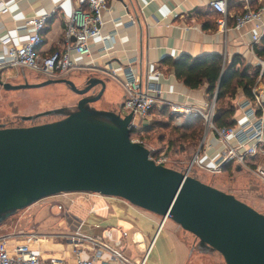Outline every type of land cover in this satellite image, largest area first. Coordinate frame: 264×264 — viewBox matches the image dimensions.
<instances>
[{"label":"water","instance_id":"water-1","mask_svg":"<svg viewBox=\"0 0 264 264\" xmlns=\"http://www.w3.org/2000/svg\"><path fill=\"white\" fill-rule=\"evenodd\" d=\"M50 83L67 84L81 98L66 110L21 116L62 115L58 120L0 125V222L48 196L96 192L167 216L207 251H218L226 264H264V214L231 193L150 158L145 145L130 140L131 113L91 105L103 94L102 79L89 77L80 88L66 78L32 84L0 79L5 89ZM96 86L100 89L90 92ZM20 193L26 200L11 203Z\"/></svg>","mask_w":264,"mask_h":264},{"label":"crops","instance_id":"crops-1","mask_svg":"<svg viewBox=\"0 0 264 264\" xmlns=\"http://www.w3.org/2000/svg\"><path fill=\"white\" fill-rule=\"evenodd\" d=\"M211 1L108 0L110 12L105 13V24L101 29V38L109 46L108 54L101 55L102 51L100 49L103 43L100 38L91 39L90 44L93 47L90 56L79 58V61L83 62L87 69L79 71L88 73L89 77L102 79L105 82V91L107 84L110 82L105 80V78L116 83L118 81L106 76L103 71H99L96 68H102L105 64L109 63L117 70L118 76L121 78L123 76L122 69L124 65L130 59L135 58V69L140 75L142 82H157L162 87L163 94L161 101L156 107L161 108L162 106H167L170 113V105L174 103L187 104L194 102V104L199 106L201 103L207 102L208 99L205 93L206 85L197 88L185 86L167 69L166 65L160 64V60L166 56L176 58L182 53L192 56L203 53H217L222 55L224 60L229 61L232 55L239 54L246 62L253 65L260 63L264 68V61L255 55L253 51L254 47L249 40V35L253 30V23L249 22L243 28L237 30L232 27L233 21L229 20L230 27L226 31L218 30L215 23L217 13L213 10ZM263 1L248 0L246 2L245 0H226L230 13L241 12L240 9L246 3L251 7H257ZM0 2H4L8 6L6 12L0 13V39L9 38L10 44H20L26 38L27 34L32 31L31 27L25 26V16L47 12L49 18L41 31L43 41L38 51L45 54L62 48L64 22L70 16L76 0H0ZM229 3L231 4L230 6ZM129 16L133 17L134 24L127 22V17ZM3 53L4 45L0 43V56ZM4 73L6 74L7 71L2 72V74ZM258 83L255 88L264 99V83L260 81ZM99 89L100 86H96L95 90L98 91ZM245 98L247 96L239 89L236 95L230 99L231 104L234 106L232 120L235 125L242 124L245 120L242 110L238 107V104ZM96 107L98 109L111 110V107H103L101 105ZM257 113L264 118V104L258 109ZM183 116H180L181 121L184 118ZM148 119L149 116L146 121H142V124L148 123ZM203 137H205L206 142V146H203L206 148V156L203 155L202 158L206 165H210L218 157L222 144L215 134L206 131L205 126L203 135L195 146L194 154L200 147ZM262 146L264 147V143ZM247 163L248 168L241 167L235 163H228L221 172L216 174L229 175L231 181L235 176L244 177L243 175L247 174L250 177L252 176L253 178L250 180L252 183L249 182L248 190L253 194H257L259 196L257 197L258 199L264 200V190L259 187H264V185L258 180L254 172L249 169V167L254 168L257 165L263 166L264 154L258 153L256 156L249 158ZM226 192L235 196L233 191ZM46 198L38 200L29 205V207H36L38 203H43ZM237 198L239 199V197ZM104 205L108 208L105 202ZM97 206H102V204H97ZM46 210L48 213H52L48 209ZM88 217L94 219L92 223H87ZM36 219L38 221L33 220L34 225L31 231L35 229L40 231V228L43 227V224H40V219L37 217ZM72 219L79 223V231L83 234L100 235L104 229L114 230V234L117 236L120 234L119 231L127 232V237L124 239L126 249L132 245L134 251L138 253L137 256H130V252L125 249L126 255L131 260H136L141 257L140 255H142V252L147 247L149 240L156 232L160 222V220L158 221L155 217L149 216L142 208L135 205L128 208L126 212L118 213L107 210L93 212L90 206L86 207V210L82 214H75L69 209L68 221ZM145 219L149 224L144 222ZM168 219L165 220L162 228L157 233L152 250L145 264H186L190 255V249L182 239L183 230L177 223L172 222L169 225V232H163V227ZM121 221L131 223L132 230L129 231L123 228L120 225ZM56 222L57 226L62 225H59L60 221L58 217H56ZM152 223H157L156 228L155 225L151 228ZM137 235H139V239L135 238ZM134 238L138 240V244L133 243L132 240ZM49 240L52 239L49 238L46 242ZM67 244L71 248L68 241ZM79 246L84 249L83 252L87 255L91 254L92 250L89 243L84 242L79 244ZM41 248L45 249L41 250V255L44 258L50 255H60L62 252L60 250L61 247L52 248L50 244L42 245ZM59 250L60 253H52L53 251ZM63 254L68 255L66 259L68 258L71 262L73 261L74 255L71 251H64ZM60 257L63 258V256Z\"/></svg>","mask_w":264,"mask_h":264},{"label":"built area","instance_id":"built-area-1","mask_svg":"<svg viewBox=\"0 0 264 264\" xmlns=\"http://www.w3.org/2000/svg\"><path fill=\"white\" fill-rule=\"evenodd\" d=\"M248 2V0H245ZM211 6L217 13L215 23L218 30L226 31L230 27L229 20H232V27L240 30L245 24L252 22L253 30L249 35L251 45H259L262 36H264V1L257 7H251L247 3L243 10L238 13L228 11L226 0H212ZM8 10L4 2H0V13ZM110 12L108 0H76L70 16L64 22L62 48L50 53L42 54L38 51L42 44V29L49 18L47 12L34 13L25 16V26L31 27L26 38L20 44H10L9 38L0 39L4 45V53L0 56V72L9 71L14 67H26L48 79L66 78L68 74L75 70L87 69L79 58L90 56L92 45L90 40L100 38L102 41L101 55H107L109 46L102 37L101 29L105 24V13ZM127 22L134 24L133 17H127ZM135 58L130 59L122 69V77L118 76L117 70L109 63L102 68H96L103 71L106 76L118 81L123 89V101L119 107L120 115L132 114L129 123L130 130L140 127L142 121H146L151 111L161 101L163 94L162 87L157 82H142L140 75L135 69ZM264 99L260 93L254 89L252 97L245 98L238 104L244 115V122L233 126H216L215 116V98L201 103L199 106L190 102L187 104H171L170 113L179 124L180 116L197 115L205 123L206 131L215 134L222 144L218 157L210 165H206L201 156H206L205 137L202 138L200 147L193 155L188 169L184 172L189 174L193 166H197L210 173L221 172L224 163H235L241 167L248 168V160L258 153L264 154L263 130L264 118L257 113L263 106ZM139 120V122L136 121ZM133 142L144 145L139 135L130 137ZM149 157L156 163L165 166L168 157L164 152L155 155L149 150ZM264 185V165H257L250 168ZM52 196H48L50 198ZM46 198V197H45ZM49 212L52 210L59 213L60 222L69 231L43 232L35 229L25 232L23 229L0 235V264H145L152 250L157 233L162 228L167 216H161L156 232L149 240L147 247L142 252L141 257L131 260L125 253L126 245L124 239L127 232L119 231V236L114 234V230L104 229L100 235L83 234L79 231V223L74 219H69V208L56 200H49L47 203ZM91 211L96 210L91 207ZM104 210H108L107 206ZM58 215V214H57ZM59 227V226H58ZM116 230V229H115ZM119 230V229H118ZM50 236V237H49ZM61 237L71 245L73 261L71 262L64 255L63 258L57 255L42 257L41 248L49 238ZM133 243L139 242L132 240ZM87 242L91 246V254L83 257L84 249L79 244Z\"/></svg>","mask_w":264,"mask_h":264},{"label":"rangeland","instance_id":"rangeland-1","mask_svg":"<svg viewBox=\"0 0 264 264\" xmlns=\"http://www.w3.org/2000/svg\"><path fill=\"white\" fill-rule=\"evenodd\" d=\"M88 75L89 74L85 73L84 71L75 70L70 72L66 79L72 81L76 87L80 88L84 86L86 79L89 78ZM0 79L11 84H21L24 82L32 84L42 82L48 78L26 67H14L6 74H1L0 72ZM105 80L108 82L110 81L106 86V90L104 91L101 98L91 105L96 109H98L96 106L100 105L103 107H111L110 111L119 112V107L122 104L121 101H123V89L118 83L106 78ZM95 88L90 92L96 93L97 91ZM80 98L81 96L76 94L67 84L64 83H50L43 86L20 89H5L0 85V125L8 127L30 126L58 120L62 117V115L49 114L38 116L30 120H23L21 116L36 115L48 110H66L75 106ZM158 108L159 107H156L149 115L148 123L151 124L152 129L146 132L144 131V135H141V138L144 142V145L155 155H158V152L160 151L165 153V155L168 157L166 162L168 167L185 172L191 163V157L194 154L196 148L194 147L195 144H188L189 142L186 141L182 145L178 142L172 143L169 141L172 134H174L172 127L166 128L162 124V126L153 125L154 122H157L162 118L158 112ZM202 121L205 128L204 120L202 119ZM180 122L181 123L179 124L175 123V119L173 118V124H171V126H179L182 124L181 119ZM141 126L142 124H140V127ZM181 146H183V148ZM202 157L203 155L200 158L201 160H203ZM189 175L195 176L199 180L225 192L233 191L235 196L239 197L240 200L264 214V200L258 199L257 197L259 196L257 194H253L248 190L249 184L252 183V181H250L251 178H253L252 176L250 177L248 174V176L243 175L244 177L235 176L231 181V177L229 175L226 176L225 174H213L204 171L197 166L190 168ZM259 187L260 189L263 188L264 190V187ZM49 200L58 201L67 208L71 209L75 214H82L83 211L86 210V207L89 206L90 208L94 206L96 207L97 204H102L104 206V202L108 205L107 211H112L115 213L126 212L127 209L131 208L132 206L131 203L120 197L105 196L96 192H63L54 195V197L44 199L43 203H38L36 207H24L6 217L0 222V235L8 234L17 231L18 229H23L25 232L31 231L33 230V222L38 221L36 217L40 219V224H43V227L40 228V231H69V229L63 225L59 227L57 226L56 217L60 215L59 213H56L57 211L52 210V213L47 212L46 209ZM142 210H144L149 216L155 217L158 219V221L160 220L161 215L155 214L146 209ZM102 211L106 210H99V212ZM92 220L94 219L88 217L87 223H92ZM144 222L149 224L146 219ZM172 222L174 221L170 218L167 220V223L163 227V232H169V225ZM156 224L152 223L151 228H153L154 225L156 228ZM120 225L129 231L132 230L131 223L121 221ZM182 230V239L186 242L190 249V255L186 264H226L223 256L218 251H207L203 246L199 245V239L197 237H195L190 232L185 231L184 229ZM51 239L52 240H49L46 243L44 242V245L50 244L52 248L61 247V249H59L62 252L57 256H64V251H71L70 246L67 244L64 238L55 237ZM60 250L53 251L52 253H60ZM126 250L130 252V256L138 255V253L134 251L132 245ZM83 257H88V255L83 252Z\"/></svg>","mask_w":264,"mask_h":264},{"label":"trees","instance_id":"trees-1","mask_svg":"<svg viewBox=\"0 0 264 264\" xmlns=\"http://www.w3.org/2000/svg\"><path fill=\"white\" fill-rule=\"evenodd\" d=\"M242 10L243 8L240 9V11ZM253 51L260 60L264 61V36H262L259 45L254 46ZM160 64L166 65L167 69L189 88L206 85L205 93L207 99L211 100L213 96H216L214 122L218 127L235 125L232 120L234 106L231 104L230 99L236 95L239 89L242 90L245 96L252 97L258 82L262 81L264 83V68L262 64L253 65L248 63L239 54L232 55L230 60L227 61L224 60L222 55L217 53H203L197 56L182 53L176 58L163 57L160 60ZM158 112L162 118L154 122L153 125H163L166 128L172 127L174 134H172L169 141L172 143L178 142L182 145L187 141L189 142L188 144L191 143L196 146L204 132V125L200 116H183L181 125L171 126L173 124V115L169 113V108L162 106ZM151 129V124L144 123L141 127L131 129L130 137L135 135L142 137L144 131ZM181 147L183 148V146ZM227 164L224 163L222 169Z\"/></svg>","mask_w":264,"mask_h":264},{"label":"bare ground","instance_id":"bare-ground-1","mask_svg":"<svg viewBox=\"0 0 264 264\" xmlns=\"http://www.w3.org/2000/svg\"><path fill=\"white\" fill-rule=\"evenodd\" d=\"M136 121L139 122L138 119H136ZM25 200H26V195L24 193H20V194H17L15 197H13V199L10 202L11 203H23ZM104 207H105V205L104 206L103 205L102 206H97L96 205V207L94 206L93 208L96 211H99V210H104ZM135 238L139 239V235H137Z\"/></svg>","mask_w":264,"mask_h":264}]
</instances>
